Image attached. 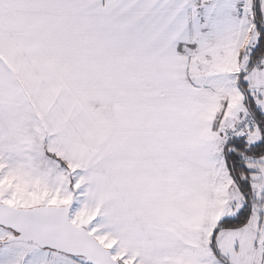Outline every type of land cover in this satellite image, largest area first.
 Masks as SVG:
<instances>
[{
	"label": "snow or ice",
	"instance_id": "6c2138e0",
	"mask_svg": "<svg viewBox=\"0 0 264 264\" xmlns=\"http://www.w3.org/2000/svg\"><path fill=\"white\" fill-rule=\"evenodd\" d=\"M0 264H264V0H0Z\"/></svg>",
	"mask_w": 264,
	"mask_h": 264
}]
</instances>
